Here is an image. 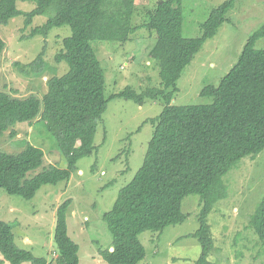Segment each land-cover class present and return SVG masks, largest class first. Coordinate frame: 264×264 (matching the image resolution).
Here are the masks:
<instances>
[{"label":"trees","instance_id":"trees-1","mask_svg":"<svg viewBox=\"0 0 264 264\" xmlns=\"http://www.w3.org/2000/svg\"><path fill=\"white\" fill-rule=\"evenodd\" d=\"M18 2L34 3L32 11L18 9ZM236 0H226L214 9L202 24V35H182L183 0H160L147 11L143 28L159 40L170 41L160 60L159 87L137 93L127 87L113 98L164 101L162 113L151 120L153 137L142 167L124 187L113 206L105 213L112 244L100 250L108 264H138L146 256L139 237L144 232L162 233L166 228L184 223L182 202L190 195L201 197L200 227L194 236L202 246L198 264L208 261L214 239L207 218L214 206L227 196L223 177L246 156L253 158L264 150V49L257 43L264 39V25L246 43L234 68L218 87L207 86L203 97L211 104L176 106L178 81L204 44L214 38L228 20ZM136 0H0V26L19 16L25 26L36 17L46 16L44 25L32 29L30 36L47 37L53 28L70 26L72 35L62 42L57 63L66 62L68 72L48 81L42 99H20L0 92V138L19 123H32L40 117L54 135L59 151L66 159V169L51 166L33 178L29 172L44 162L43 150L27 144L17 154L0 152V190L24 199H32L43 185L69 181L78 162L96 149L95 136L108 107L105 77L92 47L93 41L126 43L138 31L133 26ZM6 47L0 37V57ZM16 135L13 130L11 137ZM82 147L77 149V145ZM71 201L57 209L53 262L37 258L32 251L16 244L10 224L0 221V252L10 264H79V246L68 234L67 213ZM250 225L264 244V197L252 215Z\"/></svg>","mask_w":264,"mask_h":264},{"label":"rangeland","instance_id":"rangeland-1","mask_svg":"<svg viewBox=\"0 0 264 264\" xmlns=\"http://www.w3.org/2000/svg\"><path fill=\"white\" fill-rule=\"evenodd\" d=\"M160 0H136L133 26L138 31L126 43L93 41L92 47L105 77L108 107L95 136V151L82 158L69 181L43 185L36 195L24 199L0 190V221L11 225L16 244L32 251L37 258L53 262L57 257L55 229L57 209L71 201L67 213L68 234L79 246V264H108L100 250L112 244L111 232L103 220L120 193L143 165L153 137L152 119L163 111L164 101L113 98L131 87L137 93L159 87L160 60L170 41L159 40L143 28L147 11ZM226 0H183L182 35L197 38L211 12ZM34 3L18 2V9L32 11ZM227 21L216 36L208 40L178 81L176 106L206 105L213 99L202 96L207 86L218 87L237 64L250 37L264 25V0H236ZM46 16L36 17L25 26V17L12 19L0 26V37L6 47L0 57V92L26 99H42L48 92V81L69 70L66 62L57 63L63 40L72 35L71 27L53 28L47 37H31L35 27L46 23ZM256 47L264 49V39ZM13 130L16 135L11 137ZM31 144L43 150V165L28 173L33 178L51 166L66 169L68 163L59 151L56 138L45 122L19 123L0 138V152L17 154ZM82 143L77 145V149ZM227 196L209 214L214 248L208 261L212 264H264V244L250 225V219L264 197V150L256 157L237 161L223 177ZM201 197L190 195L182 202L186 220L169 226L162 233L144 232L139 239L146 250L138 264H198L202 246L194 236L198 231ZM0 264L4 261L0 252ZM29 264V263H25Z\"/></svg>","mask_w":264,"mask_h":264}]
</instances>
